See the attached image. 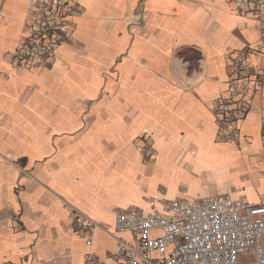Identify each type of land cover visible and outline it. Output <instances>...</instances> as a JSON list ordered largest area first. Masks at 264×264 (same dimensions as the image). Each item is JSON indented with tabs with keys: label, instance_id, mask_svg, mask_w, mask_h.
<instances>
[{
	"label": "crops",
	"instance_id": "0c3cea01",
	"mask_svg": "<svg viewBox=\"0 0 264 264\" xmlns=\"http://www.w3.org/2000/svg\"><path fill=\"white\" fill-rule=\"evenodd\" d=\"M67 1L79 11L67 43L25 70L11 58L32 0H0V264H117L116 238L134 240L114 233L119 214L217 195L259 204L264 49L244 60L236 142L218 139L212 112L232 58L263 42L255 20L231 0ZM68 205L92 232L74 233Z\"/></svg>",
	"mask_w": 264,
	"mask_h": 264
},
{
	"label": "built area",
	"instance_id": "2783aa9c",
	"mask_svg": "<svg viewBox=\"0 0 264 264\" xmlns=\"http://www.w3.org/2000/svg\"><path fill=\"white\" fill-rule=\"evenodd\" d=\"M236 16L252 17L263 42L232 58L228 93L218 97L212 109L218 139L236 142L237 122L249 112L245 98L246 77L241 76L247 55L264 49V0H231ZM79 11L67 0H32L24 20L25 35L15 49L14 67L35 70L47 67L70 38L71 18ZM261 85L260 74L251 73ZM158 203L152 200L151 204ZM74 233L94 230V222L68 205ZM116 238L112 259L117 264H241V255L254 264H264V196L259 204L236 200L229 195L207 196L198 201L162 203L156 210H133L115 217ZM86 264H97L96 254L84 256Z\"/></svg>",
	"mask_w": 264,
	"mask_h": 264
},
{
	"label": "rangeland",
	"instance_id": "374dc122",
	"mask_svg": "<svg viewBox=\"0 0 264 264\" xmlns=\"http://www.w3.org/2000/svg\"><path fill=\"white\" fill-rule=\"evenodd\" d=\"M239 262L241 264H254L253 259L251 257H247V256H243V255H241L239 257Z\"/></svg>",
	"mask_w": 264,
	"mask_h": 264
}]
</instances>
